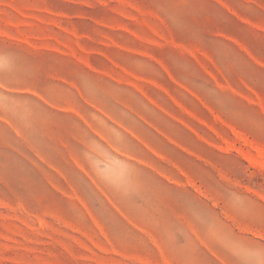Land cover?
<instances>
[{"label": "rangeland", "instance_id": "obj_1", "mask_svg": "<svg viewBox=\"0 0 264 264\" xmlns=\"http://www.w3.org/2000/svg\"><path fill=\"white\" fill-rule=\"evenodd\" d=\"M0 264H264V0H0Z\"/></svg>", "mask_w": 264, "mask_h": 264}]
</instances>
